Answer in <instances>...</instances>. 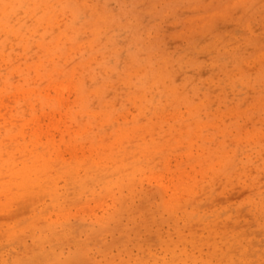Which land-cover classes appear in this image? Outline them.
Returning a JSON list of instances; mask_svg holds the SVG:
<instances>
[{
    "label": "rangeland",
    "instance_id": "1",
    "mask_svg": "<svg viewBox=\"0 0 264 264\" xmlns=\"http://www.w3.org/2000/svg\"><path fill=\"white\" fill-rule=\"evenodd\" d=\"M1 44L2 148L58 170L0 264H264V0H0Z\"/></svg>",
    "mask_w": 264,
    "mask_h": 264
},
{
    "label": "bare ground",
    "instance_id": "2",
    "mask_svg": "<svg viewBox=\"0 0 264 264\" xmlns=\"http://www.w3.org/2000/svg\"><path fill=\"white\" fill-rule=\"evenodd\" d=\"M26 1L27 0H18L19 4H23ZM3 19V23L9 28V32L12 31L21 34L19 36L23 38V33L21 32L24 30V27L21 25H10L8 16H4ZM3 46V44L0 45V53H3ZM23 47H29L27 42H24ZM53 79L54 81H58L59 79V85L63 87L73 84L77 92L79 94L82 93L80 87L73 81L68 80V78L54 75ZM4 81L6 82V79ZM5 135L11 136V132L9 133L6 130ZM36 135L37 133H34L35 137ZM57 158V155L52 159L50 155L46 158L44 154L34 152L28 157L22 155L20 165H17L14 152L12 150H3L2 144L0 143V208L10 210L11 205H16L17 207L22 199L23 204H21L24 205L26 201L24 198L34 193L38 194L39 192L48 195L50 203L53 204L56 201L57 194L50 173L58 170V163L55 162L58 160ZM69 170L70 168L68 167L64 172L68 173L70 172ZM178 180L179 179H175L173 182L175 188L181 185V182ZM101 189H104V184Z\"/></svg>",
    "mask_w": 264,
    "mask_h": 264
}]
</instances>
